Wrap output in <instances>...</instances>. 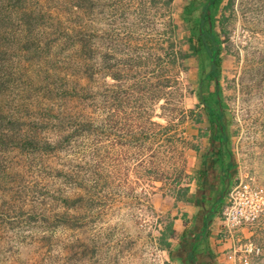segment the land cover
<instances>
[{
    "label": "rangeland",
    "instance_id": "374dc122",
    "mask_svg": "<svg viewBox=\"0 0 264 264\" xmlns=\"http://www.w3.org/2000/svg\"><path fill=\"white\" fill-rule=\"evenodd\" d=\"M191 1L0 0V264H172L206 166L264 186V0L211 6L213 80Z\"/></svg>",
    "mask_w": 264,
    "mask_h": 264
},
{
    "label": "crops",
    "instance_id": "0c3cea01",
    "mask_svg": "<svg viewBox=\"0 0 264 264\" xmlns=\"http://www.w3.org/2000/svg\"><path fill=\"white\" fill-rule=\"evenodd\" d=\"M209 152L210 151L207 150L206 153L209 155ZM204 170L206 172V185L211 187L208 191H205L204 195H206V197L201 196L202 188L199 187L197 191L199 196L195 203L199 208L198 212L194 215L192 203L190 201L183 202L184 204L180 205V209H178V213L173 219L174 235L171 236L169 240L174 242L173 245L177 247L176 250L178 253L180 252V247L182 246L183 248L181 249L182 253L179 257H177V255L174 256L175 260L172 264H231L230 261L226 259L224 246L220 244V240L218 239L221 227L220 218L218 221H214V217H212L207 229H205L204 226H198L196 223L208 216L211 204L216 206L215 204L217 202V207H215L212 213L214 214L218 211L219 202L224 200V190L227 188L228 183H232L231 177L233 176L232 173L228 172V170L226 171L225 168H222L219 173L216 172L215 175L214 173L212 174L207 166ZM218 186L219 190H216ZM231 186L232 185H230V187ZM204 198L205 201L203 200ZM191 246L196 248V262H192L191 258H189V252L192 249L190 248Z\"/></svg>",
    "mask_w": 264,
    "mask_h": 264
},
{
    "label": "built area",
    "instance_id": "2783aa9c",
    "mask_svg": "<svg viewBox=\"0 0 264 264\" xmlns=\"http://www.w3.org/2000/svg\"><path fill=\"white\" fill-rule=\"evenodd\" d=\"M220 220L225 257L234 264H252L262 250L255 234L264 229V186L253 177L240 179L226 193Z\"/></svg>",
    "mask_w": 264,
    "mask_h": 264
},
{
    "label": "trees",
    "instance_id": "16d2710c",
    "mask_svg": "<svg viewBox=\"0 0 264 264\" xmlns=\"http://www.w3.org/2000/svg\"><path fill=\"white\" fill-rule=\"evenodd\" d=\"M216 0H207L203 6H202V11H201V15H200V20L199 23H195L192 25V32H193V37L189 38L190 41H194L195 42V52L198 54H201V56H204V58H206L209 61V66L210 69L208 71V76H210V79H216L219 76V72H220V61L218 58L219 55V47L218 44L216 43V38L213 37V35L208 32L205 28V22L206 19L210 16L209 10L211 8V6H213L215 4ZM193 5H194V0L191 1L190 4H188L185 8H184V18L187 19L188 22H192V20H194V16H193ZM201 95V99H203V95L200 92ZM212 123H214V120H212ZM225 135H219V138H221L220 140L224 139ZM220 143V142H219ZM206 172L205 170L202 171L201 174V183H200V188H202V193L201 196L202 197H206V195H204L205 191H208L209 188L211 186H207L206 185ZM204 179V180H203ZM189 187H186L184 190H188ZM205 201V198L203 199ZM207 200V199H206ZM220 203V202H219ZM216 206H213V204H211V209H210V213L208 214V216H206L203 220H199L196 224L198 226H204L205 229H207L211 218L213 217V213L215 210V207H217V202L215 204ZM212 213V214H211ZM167 234L169 235V237L174 235V228H173V222L169 223L167 225V232L164 234V236H167ZM169 240V239H168ZM167 246L169 247L171 245V241H166ZM183 247H180V252L178 253V251L176 250V252H172V256L174 257L175 255H177V257H179L182 253L181 249ZM190 248H192L189 252V258H191L192 262H196L195 257H196V248L194 246H191ZM191 262V263H192Z\"/></svg>",
    "mask_w": 264,
    "mask_h": 264
}]
</instances>
